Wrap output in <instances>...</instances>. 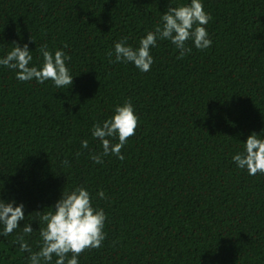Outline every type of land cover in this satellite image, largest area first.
<instances>
[{"label":"trees","instance_id":"1","mask_svg":"<svg viewBox=\"0 0 264 264\" xmlns=\"http://www.w3.org/2000/svg\"><path fill=\"white\" fill-rule=\"evenodd\" d=\"M169 6L0 0V56L13 42L28 43L34 63L41 44L63 48L74 75L57 89L0 66V197L23 202L18 223L30 222L34 250L37 212L82 185L105 210L107 235L80 253V264H264V174L248 175L231 158L264 129V0H204L207 49L193 46L181 59L170 41H158L148 72L109 62L114 42L138 46ZM129 99L139 121L124 159L93 163L89 152L102 148L92 125ZM19 231L0 236V264H26L14 243Z\"/></svg>","mask_w":264,"mask_h":264},{"label":"clouds","instance_id":"2","mask_svg":"<svg viewBox=\"0 0 264 264\" xmlns=\"http://www.w3.org/2000/svg\"><path fill=\"white\" fill-rule=\"evenodd\" d=\"M169 5L161 13L160 23L139 39L138 46L127 43V37L114 42L113 49L106 53L109 62L131 63L139 71L148 72L154 63L151 50L158 41H170L179 50L178 58L181 59L192 52L193 46L204 50L212 45L206 27L211 14L205 10L204 0H169ZM13 45L11 50L0 56V66L13 70L17 80H35L40 84L51 80L57 89L72 85L74 75L66 63L70 56L63 48L50 50L47 44H41L38 55L42 60L34 63L28 43L21 46L13 42ZM138 121L139 115L129 99L115 105L111 116L94 123L91 136L99 141L102 151L89 152L93 163L102 164L104 157L109 155L123 160L121 149L128 138L135 134ZM243 142V150L233 154L232 161L238 169L246 170L248 175L264 174V129L259 133L251 132ZM80 147L88 149L89 140L82 139ZM64 163L67 165L68 161ZM96 196L105 199L106 193L101 189ZM93 199L86 187L78 185L71 190H63L54 205L45 208L47 211L37 212L39 215L35 218L39 223L40 240L34 250L26 239L34 232L30 222L23 226L18 223L25 221L23 202L0 197V236L7 237L20 229L14 243L27 253L26 264H80V253L85 249L101 247L107 235L104 231L107 214L103 208L93 204Z\"/></svg>","mask_w":264,"mask_h":264}]
</instances>
